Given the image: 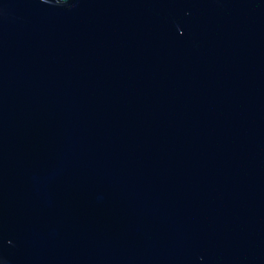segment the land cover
Segmentation results:
<instances>
[{"label":"water","instance_id":"95a60500","mask_svg":"<svg viewBox=\"0 0 264 264\" xmlns=\"http://www.w3.org/2000/svg\"><path fill=\"white\" fill-rule=\"evenodd\" d=\"M0 264H264V0H0Z\"/></svg>","mask_w":264,"mask_h":264}]
</instances>
